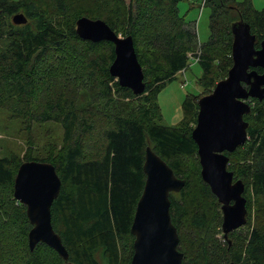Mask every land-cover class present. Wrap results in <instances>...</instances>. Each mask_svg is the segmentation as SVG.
I'll return each instance as SVG.
<instances>
[{
  "label": "trees",
  "instance_id": "trees-1",
  "mask_svg": "<svg viewBox=\"0 0 264 264\" xmlns=\"http://www.w3.org/2000/svg\"><path fill=\"white\" fill-rule=\"evenodd\" d=\"M76 1L0 0V42L6 41L0 48V108L22 120L26 131L32 123L42 122L57 123L62 130L61 147L54 155L27 156L22 161L14 155L0 158V264L62 263L42 243L28 249L31 226L25 207L12 196L16 170L24 161L49 163L60 181L49 209L50 224L67 261L130 264L129 227L145 178L146 147L184 180L179 192L169 194L168 209L181 264H264V100L251 99L250 110L243 115L245 143L224 152L226 169L232 181L243 184L245 200L244 225L225 238L220 205L200 177L197 147L190 136L197 96H184L177 127L160 124L156 104L164 83L186 68L188 53L201 70L200 81L225 78L232 63L231 23L239 19L246 23L256 37L255 49L259 48L264 8L254 10L249 0H202L209 11L208 36L198 45L193 27L178 14V0L127 4L114 0L107 14L96 0H83L74 7ZM15 14H21L24 23H13ZM82 17L101 20L115 34L131 37L143 74L141 95L120 87L109 74L114 58L110 42H90L76 35L75 21ZM72 68L83 81L77 80L88 100L109 105L126 99L134 105L120 114L99 112L90 103L78 106L80 88Z\"/></svg>",
  "mask_w": 264,
  "mask_h": 264
},
{
  "label": "water",
  "instance_id": "water-1",
  "mask_svg": "<svg viewBox=\"0 0 264 264\" xmlns=\"http://www.w3.org/2000/svg\"><path fill=\"white\" fill-rule=\"evenodd\" d=\"M11 20L15 24L25 21L21 14L13 15ZM230 32L231 67L209 94L197 100L195 124L190 133L197 147L200 177L220 205L223 238L245 223L243 184L239 180L232 181L224 152L231 153L246 141L247 123L243 115L250 110L248 99L264 100V39L255 49L256 37L240 19L231 23ZM75 33L82 40L110 42L114 58L108 68L109 74L133 95L143 93V74L130 36L121 37L101 20L84 17L75 21ZM255 68L263 72L257 74ZM243 85L248 88L245 90ZM142 172L145 177L143 187L129 227L133 238L130 264H181L178 237L168 209L169 194L179 192L184 180L176 178L149 147L144 149ZM59 188L60 181L52 165L24 161L16 170L12 196L25 207L31 226L27 232L29 251L42 243L57 254L62 260L60 264H73L67 261V253L50 224L49 209Z\"/></svg>",
  "mask_w": 264,
  "mask_h": 264
},
{
  "label": "rangeland",
  "instance_id": "rangeland-1",
  "mask_svg": "<svg viewBox=\"0 0 264 264\" xmlns=\"http://www.w3.org/2000/svg\"><path fill=\"white\" fill-rule=\"evenodd\" d=\"M122 1L125 4L129 2V0ZM230 1L240 3L242 0ZM249 1L252 8L256 11H260L264 8V0ZM79 2H83V0H79ZM79 2L76 1L74 7ZM96 4L99 6L100 11H104V13L107 14L115 5V1L96 0ZM177 10L180 18L183 19V23L193 27L198 45L204 43L208 36L207 22L209 11L208 8L203 6V1L178 0ZM5 46V40L0 42L1 49ZM194 50L195 54H199V48H195ZM187 56L189 58L186 68L174 75L173 80L165 82L157 95L156 104L159 107L161 115L160 124L163 126H178L179 120L182 117L180 104L184 96H197V99H199L209 94L213 88L211 87L212 84L217 83L208 81L207 78L200 81L202 77L198 64L191 54L188 53ZM71 74L72 77H75L74 81L80 88L77 102L78 106L90 103V105L99 112L106 111L111 114H120L126 107L129 108L134 105V102H130V100L126 99L113 102L109 105H104L102 101L92 97L88 100V96L85 95L83 87H80L81 85L77 80H79L80 83L83 81L80 77L78 78L75 75L73 68ZM247 102L250 104L249 101ZM61 135L62 130L60 125L54 122L32 123L29 127V131H26L23 127L22 120L13 117L11 113L0 108V158H9L14 155L20 161L27 156L34 159H44L48 155H54L56 151L59 150L61 147Z\"/></svg>",
  "mask_w": 264,
  "mask_h": 264
},
{
  "label": "flooded vegetation",
  "instance_id": "flooded-vegetation-1",
  "mask_svg": "<svg viewBox=\"0 0 264 264\" xmlns=\"http://www.w3.org/2000/svg\"><path fill=\"white\" fill-rule=\"evenodd\" d=\"M258 49V48H257ZM250 70H252V69H249L248 71H250ZM253 70H255V72L257 73V74H261L263 71L261 70V69H259V68H255V69H253ZM245 90L248 88L247 86H242ZM250 100L251 99H248V101L250 102Z\"/></svg>",
  "mask_w": 264,
  "mask_h": 264
}]
</instances>
